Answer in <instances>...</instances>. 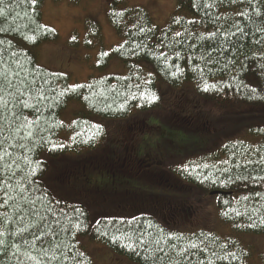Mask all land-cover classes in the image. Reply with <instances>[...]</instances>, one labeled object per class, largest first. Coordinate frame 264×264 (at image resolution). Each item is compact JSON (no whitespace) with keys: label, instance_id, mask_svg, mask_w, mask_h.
Segmentation results:
<instances>
[{"label":"trees","instance_id":"obj_1","mask_svg":"<svg viewBox=\"0 0 264 264\" xmlns=\"http://www.w3.org/2000/svg\"><path fill=\"white\" fill-rule=\"evenodd\" d=\"M52 1L58 3L64 0ZM66 1L71 5L78 4V0ZM43 3L44 0H37L35 5L21 3V0H4V4L0 5L4 9V14L0 15V28L7 30L0 31V40L6 45L11 42L9 54L13 50L18 53L19 64L27 69V72L21 71V77L34 81V86L42 89L47 97L36 105L39 112L23 110L29 114V119L39 116L36 146L26 155L44 162L42 170L33 178L39 191L30 195L41 196L36 208L48 216V222L57 233L42 239L59 243L60 251L69 257L76 255L82 264H93L80 243L85 238L135 264H208L209 261L211 264H264V255L255 260L253 250L238 239L242 235H264V179H260L264 177V130L252 132L254 137L260 138L256 142L238 140L218 150L194 149L182 157H158L155 151H149L140 160V165L148 158L164 163L170 159V163L165 164V168H154L152 172L144 165L139 177L169 192L133 194L132 197L128 194L111 208H104L103 205L113 186L116 188V182L127 184L137 174L133 168H127L125 156L120 158L121 148L117 150L119 157L115 160L104 159L112 147L107 145V133L103 127L98 125L101 134L97 139L84 143L97 126L86 119V113L121 120L127 119L134 110L142 114L165 112L167 109L163 107L162 94L156 89L158 80L166 82L171 88L182 87L186 82L193 84L183 87H190L192 93L189 95L194 94L200 103L184 116L167 110L168 116L165 117L172 128L187 133H207L214 129L209 117L203 115L210 112L206 106L221 111L213 116L235 115L241 109L264 114V69L261 68L264 65V32L258 31V28H264V0H176V9L164 27L154 25L148 11L140 6H131L130 0H111L106 17L120 42L108 52L101 49L93 67L96 72H101L111 61L117 60L126 73L90 79L75 91L69 89L71 85L67 76L37 65V49L41 44L55 42L58 38L53 29L42 23ZM257 9L260 15L256 14ZM39 25L44 27L38 28ZM88 28L89 40L97 36L100 43L99 27L89 22ZM32 35L36 36L35 42L24 39ZM94 45L90 41L85 42L89 50ZM141 62L150 64L156 76L147 73ZM8 63L12 64L10 55ZM12 66L16 67L15 64ZM177 66L180 72L174 77L172 73L177 71ZM205 83L215 84L216 87L204 92ZM61 92L65 95L61 96ZM140 92L154 94L157 99L148 103L146 99H141ZM70 102L81 103L84 112L79 113L70 124H65L60 120V113ZM121 105L123 110H120ZM139 125L148 130L143 120ZM133 129L132 126L128 128L131 134ZM64 135L69 136V142L61 140ZM41 138L47 142H42ZM51 143L63 147L49 151ZM28 144L32 146L31 141ZM106 146L108 152L88 157L92 152L105 151ZM135 146L128 147L127 144L124 147L133 154ZM13 151L18 156L25 154L21 148ZM69 156L73 159L69 160ZM92 163L95 167L99 163L97 174L100 167L106 170V186L102 184L100 188L98 182H95L96 187L86 186L85 178L89 173L86 170L91 168ZM21 167H25L23 160ZM52 169L60 170L67 182L77 176L76 183L80 184L82 191L71 194L68 191L67 197L56 192L46 182ZM96 173H92L94 178ZM22 177L23 173L18 172L17 178ZM25 187H28L27 182ZM214 192L218 194L212 196ZM102 194L108 196L103 197ZM207 197H216L219 223L230 228L229 235L224 237L195 230L201 227L182 228L194 207L190 201L200 207V202ZM17 201L21 208L31 207L19 197ZM92 201L96 204L95 210L90 206ZM46 208L53 211L47 212ZM5 212L8 232L0 239L8 248L7 254L0 252V264H19L21 259H24V264H32L25 258V250L29 246L23 243L20 235L12 236L10 233L26 227L33 218L19 221L18 215L22 213L13 206L0 209V213ZM4 219L0 216V221ZM77 222L81 224L80 229L74 227ZM32 231L24 232L23 238L33 240ZM36 234L39 235V232ZM36 243L39 247L40 242ZM15 244L20 245L18 255H13L16 249L11 246ZM80 252L84 253L82 258L79 257ZM31 254L35 256L37 252L32 249ZM63 264H75V261L69 259Z\"/></svg>","mask_w":264,"mask_h":264},{"label":"rangeland","instance_id":"obj_2","mask_svg":"<svg viewBox=\"0 0 264 264\" xmlns=\"http://www.w3.org/2000/svg\"><path fill=\"white\" fill-rule=\"evenodd\" d=\"M110 1L78 0L77 5H71L66 0L58 3H54L52 0H44L42 6V23L46 27L53 29L57 33L58 38L55 42L41 44L37 49V65L50 72L67 76L70 85L85 84L90 79L125 75L126 70L124 66L117 60L111 61L101 72H96L93 67L97 64V57L101 49L108 52L120 42V38L114 32L106 17ZM130 5L145 8L150 14L154 25L164 27L176 9V0H130ZM89 22L95 23L99 27L100 43H98L97 36H93V40H89ZM86 40L87 42L90 41L92 44H95L93 49L89 50L85 46ZM141 66L147 73L156 76L150 64L141 62ZM183 86H193V84L186 82ZM183 86L171 88L164 81L158 80L156 82V89L159 94H162L161 99L164 109L168 111L173 110L175 114L180 116H184L187 112L191 113L193 108L200 103L194 94L189 95L192 93L190 87L186 88ZM180 93L186 95L183 96ZM180 97L182 98L179 100ZM206 109L210 112L208 114L203 113V115L208 116L214 126V129L207 133H187L176 127L172 128L165 119L168 116L167 110L165 112L148 114H142L134 110L127 119L121 120H111L86 113V119L88 121L94 125L103 127L107 133V145L108 147H112H109L112 151L107 153L104 159L108 157L111 160H115L119 157L117 150L121 148L120 154L122 155L120 158L125 156L127 168H133L137 174V176L133 175L134 180L127 181V184L116 182V188L113 186L112 191L109 193L110 196L105 199L103 207L111 208L116 201L128 197V194L132 197L133 194H162V192H169L160 186H154L142 181L139 177L141 175L140 172L144 170L142 169L144 165V168L152 172L157 167L164 166L165 168L167 167L165 164L170 163V159H166L167 163H164L162 160L158 161L156 158H154L155 160L148 158V160L145 159V162L140 165V160L149 151H155L158 157H161V155L163 157H168V155L181 156L194 149L200 151H206L208 149L218 150L227 143L238 140L256 142L260 139L257 136L254 137L252 132L264 130V114L257 113L254 110L241 109L239 112L241 114H221L213 116L212 114L217 115L221 111L212 106H206ZM83 112L84 108L81 103L70 102L66 109L60 113V120L65 124H70L79 113ZM141 120H143L144 126L147 127L145 129L148 130H143L144 128L139 125ZM129 121L131 123H126ZM130 126L134 128L133 134L128 130ZM60 138L63 142H69V136L64 135ZM126 143L128 147L136 145L133 154L129 153L128 148L124 147L127 145ZM102 148H105V146L102 145ZM106 152H108L107 146L105 151L92 152L88 157L91 158L93 155H97V153L102 154ZM68 158L69 160L73 159L70 156ZM66 164L68 165L69 163L67 162ZM152 165L154 167H151ZM97 166L99 167V163H97ZM89 167L91 168H87L86 170V172H89L85 178L86 186L96 187L97 184L95 182L99 183L100 188L102 184L106 186L108 181V176L105 175L106 170H102L100 167L99 173L97 174L98 167H95V164L92 163ZM101 171H103L102 175H100ZM92 173H96V178L93 177ZM51 175L46 179V182L56 192L62 194V196L67 197L69 194L68 191L70 194L73 191H82L80 184L76 183L78 180L77 176L72 181L67 182L63 178L60 170L52 169ZM102 195L105 197L107 194ZM190 202V205L196 208L192 207L193 210L189 212V216L186 214L188 219L182 224V228L189 230L193 227H201L195 230H205L224 237L230 234V228L219 223L215 205L216 197L205 198V200L200 202V207L195 202ZM90 206L93 210L97 208L94 201L90 202ZM92 209H90V212L94 215ZM172 217L174 218V216ZM202 226H206L207 228H203ZM238 239L244 246H248L253 250L255 260H258L260 255H264V235H242ZM80 243L90 255L93 264H135L124 257L115 256L103 247V245L93 243L87 238L81 239Z\"/></svg>","mask_w":264,"mask_h":264},{"label":"snow or ice","instance_id":"obj_3","mask_svg":"<svg viewBox=\"0 0 264 264\" xmlns=\"http://www.w3.org/2000/svg\"><path fill=\"white\" fill-rule=\"evenodd\" d=\"M27 2L30 5H35L37 0H21V3ZM4 4V0H0V5ZM257 15H260L259 10H255ZM4 14V9L0 8V15ZM43 25H39L38 28H43ZM0 31H7L4 28H0ZM35 31V30H33ZM258 31L264 32V28H258ZM179 35V33H177ZM24 39L31 42H35L36 36H25ZM74 39V38H73ZM11 46L9 41L6 45L4 41L0 40V209L8 206H13L18 209V220L25 221L29 217L33 218L26 227L19 228L11 231L12 236L20 235L23 239V243L29 246V249L25 250V258L27 261H31L32 264H63V261L71 259L75 261V264H82V260L78 259L76 255L71 257L67 256L64 252L60 251L61 245L59 243H53L49 240L42 239V237H48L56 235L57 233L52 227V224L48 222V216L42 214V212L36 208L38 201H41V196H31V192L39 191L38 185H35L37 173L42 170L43 161L32 158L26 155L27 152L33 151L36 146V129L39 122V116L35 119H29V114H26L24 109H34L39 112V108L36 106L44 99H47L43 94V90L34 86V81L27 80L26 76L21 77V71L27 72V69L20 65L17 59L18 53L13 50L10 54L8 48ZM9 55L12 60V64L8 63ZM107 55V53H104ZM15 64L14 68L12 65ZM7 65V67H5ZM264 69V65H261ZM180 72L177 66V71L172 75L175 77ZM47 83V82H46ZM83 85H71L69 89L75 91L77 88H81ZM139 87V85H137ZM216 85H209L205 83L202 91L209 92L211 89H215ZM67 91V90H66ZM253 92L255 89L252 90ZM61 96L65 95V92L60 93ZM141 99H146L148 103H153L157 99L154 94L147 92H140ZM135 98V97H133ZM87 99V97H85ZM124 106H120V110H123ZM75 123V122H74ZM95 131L91 133L84 140V143L94 141L99 137V126H94ZM77 135H80L79 133ZM22 141V142H21ZM32 142V146L29 147L28 142ZM42 142L43 138H41ZM63 147V145H57L51 143L49 151H55L57 148ZM21 148L25 150L23 156H18L14 153V149ZM21 160H23L25 167H21ZM207 167V165H205ZM23 173L22 178H17V173ZM255 179V178H254ZM260 179H264L261 177ZM27 182L28 187H25ZM17 197L24 203L30 205V208H21L20 203L17 201ZM47 212H52L53 209L46 208ZM80 212L79 209L75 210ZM82 214V213H81ZM0 216L5 217L3 221H0V237L5 236L8 232L7 228V213H0ZM55 223H59L56 221ZM264 223V221H262ZM254 226V225H250ZM75 228L80 229L81 224L77 222L74 225ZM32 229L33 240L29 241L23 238V233ZM47 229V231H45ZM39 232V235L36 232ZM37 241L40 242L37 247ZM47 245V246H45ZM11 247L16 251L13 255H18L20 245L15 244ZM131 247V246H129ZM193 248L196 245H192ZM8 245H6L3 239H0V252L7 254ZM34 249L37 255L33 256L31 250ZM69 251L71 249L69 248ZM84 253L80 252L79 257H83ZM234 256V254H233ZM19 264H24V259L19 260ZM211 264V261L208 262Z\"/></svg>","mask_w":264,"mask_h":264},{"label":"water","instance_id":"obj_4","mask_svg":"<svg viewBox=\"0 0 264 264\" xmlns=\"http://www.w3.org/2000/svg\"><path fill=\"white\" fill-rule=\"evenodd\" d=\"M217 194H218V193H216V192H214V193H211V195H212V196H215V195H217Z\"/></svg>","mask_w":264,"mask_h":264}]
</instances>
